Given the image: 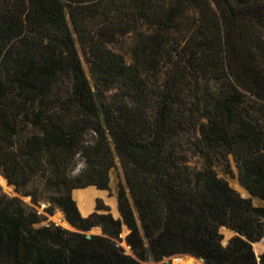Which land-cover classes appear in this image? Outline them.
Wrapping results in <instances>:
<instances>
[{
	"label": "trees",
	"instance_id": "trees-1",
	"mask_svg": "<svg viewBox=\"0 0 264 264\" xmlns=\"http://www.w3.org/2000/svg\"><path fill=\"white\" fill-rule=\"evenodd\" d=\"M0 170V264H264V0H0Z\"/></svg>",
	"mask_w": 264,
	"mask_h": 264
},
{
	"label": "rangeland",
	"instance_id": "rangeland-1",
	"mask_svg": "<svg viewBox=\"0 0 264 264\" xmlns=\"http://www.w3.org/2000/svg\"><path fill=\"white\" fill-rule=\"evenodd\" d=\"M132 42H133L132 36L124 37V38H121L119 40V42L114 45V48L117 49V50H121L122 52H126V51H128V48H129V46L131 45ZM84 66H85V69L87 71V74L90 76L89 67H88L87 63L85 62V60H84ZM85 166H86V164H85L84 160L81 157L78 158V160L76 161V163L72 167V170H71L72 174L73 175L78 174L79 172H81L85 168ZM233 168H234L235 173L237 174V172H238L237 167L234 165ZM217 170H218L220 176H223V177L227 178L230 181L231 185L234 188H236L238 191H240L243 194V196H246V197L249 196L248 192L240 184L237 176L232 177V176H230L228 174H225L224 170H222L221 167H218ZM0 177H3L5 179V177L3 176L1 170H0ZM124 179L125 178H124V174H123V170H122L121 164L118 162V167L116 169H114L112 171V173H111L110 188L106 189L104 194L98 195V196L95 197L93 210L90 213H88L87 215H83V216L87 217L91 213H93L96 210L97 200L98 199H102L104 204H106V205H108L110 207L111 212L113 213V215L115 217H118V214H117L116 209H115V205L118 207L119 184L121 182H124ZM5 181H6V179H5ZM0 186L2 187L3 192L8 194L9 196H19L27 204H29L31 207L37 208L41 213H43L45 215L46 219L43 221L42 225L54 222V223H56L58 225L63 226L64 228L72 230L70 227H67V221L68 220L66 219L65 214L60 209H57L55 211V213L52 215V214L47 213V212L44 211V208H43L44 205L42 207H37L35 204H33L32 201H31V197H23V196H21V194L16 190V187L14 185L7 184V182H6V184H3V183L0 182ZM77 192H78L77 189L74 190L73 196H74L75 200L77 201V203L79 204V199L77 197ZM254 203L256 205H263V203L261 201L257 200V199H254ZM92 231L94 233H96V234H100L102 232L101 229L98 228V227L94 228ZM221 231H222V233L224 235V244L227 245L229 243V241L231 240V238H233L235 236V233H234L233 230H231V229H229L227 227H223L221 229ZM128 233L129 232L126 229H124V232H123L124 237ZM122 245L125 247L124 242L122 243ZM255 247H256V251H257L256 255L258 257L261 256V254L264 251V240L261 243L255 245ZM125 249L127 250L126 247H125ZM175 257H180L184 261L188 260V257L185 256V255H175V256H173V258H175ZM194 261H196V260H194ZM171 263L174 264L173 261ZM144 264H157V263L151 261V262H145ZM197 264H203V263L201 261H197Z\"/></svg>",
	"mask_w": 264,
	"mask_h": 264
},
{
	"label": "bare ground",
	"instance_id": "bare-ground-1",
	"mask_svg": "<svg viewBox=\"0 0 264 264\" xmlns=\"http://www.w3.org/2000/svg\"><path fill=\"white\" fill-rule=\"evenodd\" d=\"M0 182L6 184V181L3 177H0ZM77 197L79 199V209L82 215H87L90 213L94 208V199L98 195H102L105 193V190H101L96 186H90L84 189H77ZM116 212L118 214V207L115 205ZM67 227L68 224H67ZM195 260V259H194ZM191 258H188L187 261H184L180 258L176 264H197V261H194Z\"/></svg>",
	"mask_w": 264,
	"mask_h": 264
},
{
	"label": "water",
	"instance_id": "water-1",
	"mask_svg": "<svg viewBox=\"0 0 264 264\" xmlns=\"http://www.w3.org/2000/svg\"><path fill=\"white\" fill-rule=\"evenodd\" d=\"M6 179V178H5ZM6 182H7V184H9V182H8V180L6 179ZM46 205H44V207H45ZM43 207V208H44ZM119 217H121V213H120V210H119V206H118V217L117 218H119ZM67 224H68V226L72 229V230H74V231H82V230H80V229H78V228H76L74 225H72L69 221H67ZM125 229L129 232V229H128V227L125 225ZM89 236L90 235H92V234H96V233H94L92 230L91 231H88V232H86ZM235 233V232H234ZM236 234V233H235ZM123 237H124V235H122ZM124 245L127 247V252L128 253H132V251H131V247L126 243V242H124ZM179 255H185V256H187L188 258H191V259H195L196 261H201L203 264H206V262H205V260L203 259V258H197L196 256H194V255H191V254H179ZM174 259V260H173ZM180 259V257H175V258H173V257H171V258H168V259H166V261H168V262H172L173 261V263L174 264H176L177 263V261ZM258 259L260 260L261 259V256H259L258 257Z\"/></svg>",
	"mask_w": 264,
	"mask_h": 264
}]
</instances>
